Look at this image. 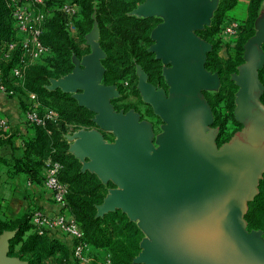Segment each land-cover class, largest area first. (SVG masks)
Masks as SVG:
<instances>
[{"label":"water","instance_id":"obj_1","mask_svg":"<svg viewBox=\"0 0 264 264\" xmlns=\"http://www.w3.org/2000/svg\"><path fill=\"white\" fill-rule=\"evenodd\" d=\"M197 1L146 0L131 13L136 17L163 14L165 19L153 30L149 51L162 64H171L162 70L164 81L170 83L168 95L154 90L136 68L138 90L165 122L158 154H151L149 127L140 124L134 113H114L108 99L114 90L97 82L104 73L98 67L104 53L96 25L85 36L90 53L81 58L83 70H75L74 58L72 72L50 80L47 89L70 94L95 115L94 125L116 137L107 144L97 130H80L69 152L81 165L78 154L90 159L82 170L120 188L107 191L97 206L98 215L121 210L150 238L141 240L134 263L264 264V245L254 247L260 237L264 240L262 233L246 234L243 221L247 202L264 173V105L260 102L264 87L259 80L264 67V27L257 41L260 50L252 40L255 20V33L243 46L236 78L242 91L235 114L244 128L216 149L214 135L205 133L210 107L201 88L216 86L219 80L205 69L210 46L194 33L209 20L212 4ZM79 89L81 95H72ZM137 215L139 223L134 219ZM13 235L8 231L0 235V264H27L8 256Z\"/></svg>","mask_w":264,"mask_h":264},{"label":"trees","instance_id":"obj_2","mask_svg":"<svg viewBox=\"0 0 264 264\" xmlns=\"http://www.w3.org/2000/svg\"><path fill=\"white\" fill-rule=\"evenodd\" d=\"M145 1L45 0L46 18L41 42L49 49L48 57L26 68L22 85L14 88L7 82L12 62L4 65L2 72V84L7 90H14L23 98L27 94H34L41 106L38 113L42 115L45 110H49L56 116L54 120H45L43 125L28 124L34 136L23 141L21 156H14L13 153L8 157L0 155V167L7 168L12 174L25 175L30 183L41 184L44 181L46 161L60 164L58 180L67 186V207L80 228L82 241L93 248L107 251L110 264H137L134 259L140 252V242L144 235L137 224L130 221L121 210L98 215L97 206L102 204L107 190L113 185L103 184L96 174L82 170L79 160L69 152V143L65 139V134L70 130L93 127L94 114L79 106L70 94L60 89L48 90L47 86L50 80L72 72L74 58L80 59L90 53L85 46V36L96 25L98 44L104 53L101 60L104 85H115L126 78L135 83L138 67L146 75L148 84L165 87L162 63L149 51L153 44L151 34L160 21L155 17L131 15ZM66 2L79 7L78 15L72 19L74 33L68 28L64 13L59 10ZM263 2L248 0L247 15L240 20V32L234 46L235 58L222 62L217 54V47L221 43L218 39L219 31L226 14L236 7L238 0H220L211 26L199 33L213 47L207 53L204 64L207 71L217 73L224 80L235 71L236 66L243 63V46L255 33L254 23ZM11 35L9 9L6 0H0V45L9 40ZM262 47L264 51V43ZM263 75L264 67L259 72L262 83ZM260 102L264 105V92ZM24 106L22 102L23 111L26 109ZM223 129L222 125V133L216 139L217 145L230 140L231 136ZM0 146H7L14 151L10 138L0 139ZM30 212L17 219H0V235L6 231L14 232L9 240L8 255L26 261L27 264H45L56 252L63 253L64 259L70 260L71 252L61 239L37 234L31 224ZM243 221L247 231H259L264 238V173L258 181L256 194L247 202Z\"/></svg>","mask_w":264,"mask_h":264},{"label":"built area","instance_id":"obj_3","mask_svg":"<svg viewBox=\"0 0 264 264\" xmlns=\"http://www.w3.org/2000/svg\"><path fill=\"white\" fill-rule=\"evenodd\" d=\"M44 1L6 0L10 13L12 35L9 40L0 45V92L5 95L14 96L17 93L14 90H7L2 84L4 65L12 62L8 76L15 86H20L25 69L42 62L49 55V49L41 42L43 24L46 18ZM78 8L77 5L67 2L59 7L67 19L71 33L75 32L72 19L78 15ZM240 26V20L226 16L218 35L221 47L227 46L234 50ZM40 107L36 96L27 94V106L23 112L24 121L27 124L43 125L45 120H54L56 115L52 111L45 110L40 115L38 113ZM9 130L8 119L0 114V132L5 133ZM60 169V164L47 160L43 181L44 187L50 191L52 200L60 211L50 216L38 209H32L30 212L31 224L38 235L49 237L60 235L69 238L71 240L72 258L78 264H86L90 261L89 254H91L93 247L82 241L80 228L67 207V186L58 180ZM105 258V263L110 264L108 254Z\"/></svg>","mask_w":264,"mask_h":264},{"label":"rangeland","instance_id":"obj_4","mask_svg":"<svg viewBox=\"0 0 264 264\" xmlns=\"http://www.w3.org/2000/svg\"><path fill=\"white\" fill-rule=\"evenodd\" d=\"M202 1L204 0H198L197 2H202ZM208 1H210V3L212 4V11L209 15L210 18L209 20H207L205 24H201L200 29L194 31L195 35L198 36L199 38H201L199 33L204 28L211 26L214 13L220 3V0H208ZM239 11H240L239 9H235V11L233 12H228L226 16L236 17V19L241 20L239 18L240 17ZM136 12L139 13L138 11ZM263 15H264V2L260 8L258 18L255 23L256 33L252 39L255 42L257 48L260 50H261V44H258L257 41L259 38V33H262L263 27H264L263 26L264 19L262 18ZM154 17L158 19L160 23H163L165 21L163 14H155ZM203 41L206 42L210 46L211 50L213 49L211 43L205 40ZM85 46H87L90 50V47L86 43H85ZM225 48L224 46L221 47L220 45H218L217 54L219 58L221 59L222 62L233 60L235 58V51L231 49L229 53V49H225ZM222 49L224 50L222 51ZM241 58L243 62V58H244L243 53H242ZM83 67L84 66H83L81 58L77 59V61L75 62V70H83ZM98 67H100L102 70L104 69V67L102 68L101 61L98 62ZM162 67L164 70H167L171 68V64L168 62H163ZM238 71H239V66H236L235 71L229 73L227 76V79H224V80H221L217 73H213L218 76L219 83L216 86H203L201 88V94L204 96V98L206 99L210 107L209 122H208L205 133L206 135H209V134L214 135V140L212 144L216 147V149H218L221 145L224 144L223 143L221 145H217V142H216L217 137L219 136L220 133H222L221 132L222 125L224 128L223 131L231 137L235 135L236 133L240 132L244 128L242 124V119L238 118L235 114L236 109H237V104H238V98L242 91V88L238 86L236 82V78L238 77ZM67 79L68 77L63 78V80H67ZM142 79H145V78L143 77ZM138 80H139V76L137 75V80L135 83H131L130 80L126 78V79H122L118 81V83L115 85H104L102 76H101L98 78L97 82L100 86L109 87L114 90L113 94L108 98L114 113H118V114L134 113L137 116L138 122L140 124H146L149 127L150 133H151L150 144L152 146L151 154H158L159 149H160L158 140L164 134L165 122L154 113L153 107L144 101L142 94L137 88ZM7 82L9 83V86H12L13 88L17 87L9 79L8 75H7ZM118 85L120 87H118ZM262 85L264 87V83H262ZM151 87L154 90L161 89L165 92L166 95H168L170 83L165 81V87H156V86H151ZM71 93L72 95L76 97L82 94V90L79 89ZM17 97L20 99L21 104L23 102L25 104L24 107H26L27 100L25 99V97L23 98L20 95ZM80 130H97L101 134L102 140L107 144H113L116 140V137L113 135L112 132H107L105 130H102L100 127H97L96 125H94L93 127L89 129L81 128V129H77L73 131L72 130L68 131L65 134V137H66L65 139L69 143V145L73 144L74 142L73 137ZM0 133L4 134L3 132H0ZM78 155L82 162V165L84 167H87L90 159L83 156L82 154H78ZM5 185L6 187H2L3 195L5 194L4 196L6 197L4 198V200L8 199L9 194L11 193V189L8 187L9 185L6 182H5ZM112 189L119 190L120 188L118 186H113L112 188H109L108 190H112ZM31 208L38 209L35 206H30V208L26 210L24 214H28ZM4 218L5 217H2L1 219H4ZM134 219L136 222L139 223L140 221L139 215L135 216ZM246 234L249 235L251 234V232L246 231ZM143 240L150 241V238L145 234ZM260 245H264V240L261 237L254 243V247H259ZM105 256H106L105 254H101L100 252H97L92 249L91 254H89L90 261L86 264H106ZM70 257H71L70 260L64 259L63 253L56 252L54 253L52 258L45 261V264H78L76 261H74L71 254H70ZM13 258H17V257H13ZM61 259H64V260H61Z\"/></svg>","mask_w":264,"mask_h":264},{"label":"crops","instance_id":"obj_5","mask_svg":"<svg viewBox=\"0 0 264 264\" xmlns=\"http://www.w3.org/2000/svg\"><path fill=\"white\" fill-rule=\"evenodd\" d=\"M247 5L248 0H238L236 7L230 12L239 9L240 17H237L243 20L247 15ZM226 49H229L230 53L231 48L226 47ZM17 96H19L18 93L14 96H8L0 92V114L5 116L10 123V130L4 134L0 133V139L10 138L14 148V151H11V148L7 146H0L1 156L8 157L9 154L13 153L14 156L20 157L23 141L34 136L33 129L24 121V111L20 99ZM25 99L27 100V96ZM5 182L9 185L8 187L11 189V193L8 199L4 200L6 197L4 196L5 194L3 195L2 187H6ZM30 206H35L50 216L60 211L59 207L53 202L50 191L44 187L43 183H30L25 175L12 174L7 168L0 167V219L2 217L7 219L20 218ZM54 238L62 239L68 247L69 252H71V240L69 238L60 235ZM93 250L106 256L108 254L107 251L102 249L93 248Z\"/></svg>","mask_w":264,"mask_h":264}]
</instances>
